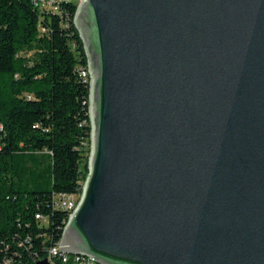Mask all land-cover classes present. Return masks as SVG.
<instances>
[{
	"label": "water",
	"instance_id": "1",
	"mask_svg": "<svg viewBox=\"0 0 264 264\" xmlns=\"http://www.w3.org/2000/svg\"><path fill=\"white\" fill-rule=\"evenodd\" d=\"M74 24L91 151L60 250L264 264V0H81Z\"/></svg>",
	"mask_w": 264,
	"mask_h": 264
},
{
	"label": "trees",
	"instance_id": "2",
	"mask_svg": "<svg viewBox=\"0 0 264 264\" xmlns=\"http://www.w3.org/2000/svg\"><path fill=\"white\" fill-rule=\"evenodd\" d=\"M76 11L73 1L0 0V264L47 257L67 216L53 195L78 192L88 174L90 85L79 73L87 58Z\"/></svg>",
	"mask_w": 264,
	"mask_h": 264
},
{
	"label": "built area",
	"instance_id": "3",
	"mask_svg": "<svg viewBox=\"0 0 264 264\" xmlns=\"http://www.w3.org/2000/svg\"><path fill=\"white\" fill-rule=\"evenodd\" d=\"M37 1H40L43 7L44 6L45 7L56 6V9H57L59 3L73 1L78 5L81 0H37ZM79 73L83 81L89 83L90 85V72L88 69V65L80 66ZM82 125L89 126L90 128L89 132L86 133L89 136L85 137L82 141V149L87 153V156L89 157V154L91 151L90 120H89V123L85 121L81 124V126ZM1 129H2V126L0 125V130ZM83 184L84 182L81 183V188L76 193H56L53 195V200H52L53 208L56 210H62L67 215L65 220L63 221L64 227L77 207V204L81 197V191H82ZM36 218L40 220L41 225L47 224L49 221L48 217H45L41 214H37ZM60 240L54 246L48 247L47 257L45 259L48 260L49 264H70V262L75 263V264H98L95 261V259L92 257H87V256H82V255H71V254H68L60 250ZM5 264H14V263H12L11 261H7Z\"/></svg>",
	"mask_w": 264,
	"mask_h": 264
},
{
	"label": "rangeland",
	"instance_id": "4",
	"mask_svg": "<svg viewBox=\"0 0 264 264\" xmlns=\"http://www.w3.org/2000/svg\"><path fill=\"white\" fill-rule=\"evenodd\" d=\"M49 8L52 7V6H48Z\"/></svg>",
	"mask_w": 264,
	"mask_h": 264
}]
</instances>
